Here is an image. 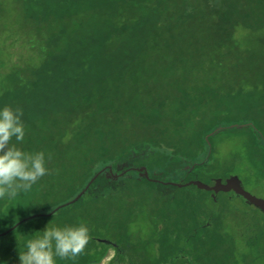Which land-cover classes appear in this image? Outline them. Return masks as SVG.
Here are the masks:
<instances>
[{"label": "trees", "instance_id": "16d2710c", "mask_svg": "<svg viewBox=\"0 0 264 264\" xmlns=\"http://www.w3.org/2000/svg\"><path fill=\"white\" fill-rule=\"evenodd\" d=\"M5 105L23 111L17 146L50 159L7 214L0 200V260L19 264L15 236L49 221L89 227L83 252L57 264H99L111 250L106 264H259L264 256V246L252 249L264 235L257 218L242 211L241 229L226 223L236 205L219 197L232 191L213 198L194 188L218 208L146 238L131 234L125 199L140 183L170 185L130 167L161 180L163 170L189 179L214 167L221 131H244L264 177V0H0ZM105 167L78 200L47 215ZM109 167L126 171L114 178Z\"/></svg>", "mask_w": 264, "mask_h": 264}, {"label": "rangeland", "instance_id": "374dc122", "mask_svg": "<svg viewBox=\"0 0 264 264\" xmlns=\"http://www.w3.org/2000/svg\"><path fill=\"white\" fill-rule=\"evenodd\" d=\"M212 141L214 144V167L212 165L206 166L198 171L197 175L190 176L189 179H184L186 176L177 170L168 172L163 170L160 173L154 171V173L160 174L164 181L200 179L206 183L219 181L236 174L241 178L246 190L256 196L264 197V177L259 178L260 180L257 178V168L248 153L247 137L244 131H221L214 135ZM151 171L153 173V170ZM140 184L135 188L137 191H133L135 193L125 198L127 200V205H125L129 211L130 232L134 237H159L162 235L160 229L168 221H175V219L179 221L181 220L179 217L187 220L191 211L199 212L198 222L201 223L206 220V213L213 208H218L219 205L214 199L205 196L197 189L189 190L173 185L146 182ZM219 199L222 202L236 205L235 209L230 208L233 216L231 215L230 220L226 222L229 228L241 229L244 222L240 218L244 212H247L249 218L252 220L257 218L264 229V218L259 213L251 211L250 205L244 198L221 194ZM255 231L258 232L257 229ZM102 235L103 237L118 239L114 231H104ZM253 239H255L253 250L257 251L258 248H263L264 235L259 234ZM112 254L113 251L111 250L109 255L99 264H106ZM259 264H264V256L260 257Z\"/></svg>", "mask_w": 264, "mask_h": 264}, {"label": "clouds", "instance_id": "9594fccd", "mask_svg": "<svg viewBox=\"0 0 264 264\" xmlns=\"http://www.w3.org/2000/svg\"><path fill=\"white\" fill-rule=\"evenodd\" d=\"M22 117L19 108L0 107V200L5 202L6 214L8 205H17L19 194L29 192L49 171L50 156L46 158L43 150L29 152L17 146L25 138ZM15 237L19 264H57L58 260H72L83 252L89 227L84 222L58 225L49 221L30 235ZM0 264L7 261L0 260Z\"/></svg>", "mask_w": 264, "mask_h": 264}, {"label": "water", "instance_id": "95a60500", "mask_svg": "<svg viewBox=\"0 0 264 264\" xmlns=\"http://www.w3.org/2000/svg\"><path fill=\"white\" fill-rule=\"evenodd\" d=\"M212 133H214V132H212ZM105 169H106V167L102 168L99 172H97L95 174V176L88 182L86 187L83 190H81L79 193H77V195L73 199L69 200L68 202H66L64 204L57 206L52 211H50L47 215L54 213L61 206H64V205L69 204V203H73L76 200H78L85 193L86 189L88 188L90 183L96 178V176L100 172L104 171ZM130 169H133V170L140 172L143 176H145L146 178L153 180V181L156 180V181H159L161 183L170 184V185H174L177 187H186V188H193V189L197 188V189L203 191L204 193H206L207 195H209L213 198H216L217 194L219 192H230V191H232L236 196L244 198L250 206H252L253 208L259 209L264 214V197L256 196L253 193L246 190V188L244 187L243 182H242L241 178L239 177V175L233 174V175H230V176L223 178L219 181H215L212 184L206 183L200 179H192V180H186V181L172 182V181H164L161 179H155V178L150 177L147 168L143 165L142 166H136V167H130L127 170H130ZM108 171L113 175L114 178H118L126 170L121 172V173H114L112 168L109 167ZM33 216L25 217V218L21 219L17 224L12 226L9 230H12L19 223L26 221L27 219H29ZM106 241L109 242V240H106Z\"/></svg>", "mask_w": 264, "mask_h": 264}]
</instances>
